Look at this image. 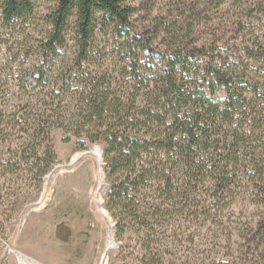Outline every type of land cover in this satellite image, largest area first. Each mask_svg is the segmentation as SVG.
Segmentation results:
<instances>
[{
	"label": "trees",
	"instance_id": "trees-1",
	"mask_svg": "<svg viewBox=\"0 0 264 264\" xmlns=\"http://www.w3.org/2000/svg\"><path fill=\"white\" fill-rule=\"evenodd\" d=\"M183 13L139 30L129 0H0L5 221L38 196L61 131L102 144L111 261L264 264V3L223 41Z\"/></svg>",
	"mask_w": 264,
	"mask_h": 264
},
{
	"label": "rangeland",
	"instance_id": "rangeland-1",
	"mask_svg": "<svg viewBox=\"0 0 264 264\" xmlns=\"http://www.w3.org/2000/svg\"><path fill=\"white\" fill-rule=\"evenodd\" d=\"M129 3L136 8L134 20L139 30L150 27L148 21L154 16L170 19L184 12L185 19L192 24L196 20L200 23L195 26L203 30L200 39L210 32L214 39L223 41L235 24L243 20L247 9L264 0H225L218 9L201 4L198 15L188 11L194 3L191 0ZM5 31L0 28L7 35ZM29 33L27 38L13 35L3 46V53L10 49L11 53L22 55L23 49L32 46L38 36L37 32ZM155 43L162 46L168 42L160 43L157 39ZM53 137L57 161L38 196L26 203L14 219L5 221L0 216V264H117L111 256L123 243L115 237L114 221L103 199L106 179L102 144H90L80 150L74 138L63 142L61 131Z\"/></svg>",
	"mask_w": 264,
	"mask_h": 264
}]
</instances>
